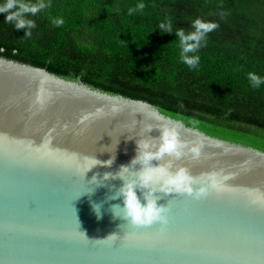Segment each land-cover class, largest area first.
<instances>
[{
    "label": "water",
    "instance_id": "water-1",
    "mask_svg": "<svg viewBox=\"0 0 264 264\" xmlns=\"http://www.w3.org/2000/svg\"><path fill=\"white\" fill-rule=\"evenodd\" d=\"M168 121L183 125L182 142L200 141L201 154L151 165L171 161L170 171L185 167L206 183L214 176L220 190L201 199L155 192L170 208L160 234L159 225H127L112 211L122 199L109 197L141 171L132 164L136 140H155ZM257 200L264 201V151L206 134L144 100L0 56V264H264Z\"/></svg>",
    "mask_w": 264,
    "mask_h": 264
},
{
    "label": "trees",
    "instance_id": "trees-1",
    "mask_svg": "<svg viewBox=\"0 0 264 264\" xmlns=\"http://www.w3.org/2000/svg\"><path fill=\"white\" fill-rule=\"evenodd\" d=\"M37 3L38 0H25ZM31 35L0 15V56L124 97L221 139L264 151V0H44ZM223 14V15H222ZM64 23L56 26L54 21ZM215 22L200 64L180 61L174 32ZM171 23L173 34L160 28Z\"/></svg>",
    "mask_w": 264,
    "mask_h": 264
},
{
    "label": "clouds",
    "instance_id": "clouds-1",
    "mask_svg": "<svg viewBox=\"0 0 264 264\" xmlns=\"http://www.w3.org/2000/svg\"><path fill=\"white\" fill-rule=\"evenodd\" d=\"M49 5L44 0H38L37 3H28L25 0H0V15L4 16L6 23H13L15 30H24V35H31V29L35 27L34 21L28 19L29 15L35 16L39 11L48 7ZM145 4L139 2L134 8L128 10V14L132 15L136 11H143ZM223 15V14H222ZM56 26L64 23L63 19H56L54 21ZM219 27L218 23L205 22L199 18L192 22L191 31L184 29H176L174 35L178 40L180 48V61L188 66L190 69H197L200 64L199 49L206 43L208 33L216 30ZM160 28L165 34H173L171 23H162ZM248 80L253 88H259L264 85V77L257 75L254 72L248 73ZM183 125L178 122L168 121L161 123L158 131L159 136L155 140L150 137H143L136 140V156L132 160V164L139 163L141 171L136 175L135 180H127L123 186L109 199L121 198L123 206L116 205L114 209H120L122 215L116 217L126 221L127 225L132 228H150L153 225L160 226V234H163L168 225L169 206L160 205L157 203L158 197L154 193L159 191L164 194L185 195L193 199H201L208 195V191H219L220 187L216 182L214 176L207 177L206 183L204 180L194 177L187 168L176 167L174 171H170L172 163L169 161L165 165L155 166L151 165L153 160H162L165 157H171L176 160L190 155L193 159L199 158L201 154V142L188 145L181 141L179 129ZM153 128L148 126L145 132H151ZM111 164V160L106 162ZM128 170L123 167L120 170ZM119 173V175H120ZM121 177V176H120ZM109 174H105L104 179L107 180ZM228 177H225L227 179ZM200 187H194L195 185ZM142 192L143 203L137 196V191ZM264 204V201H254ZM94 211L97 218H100V206L94 205ZM116 237L115 235L109 236Z\"/></svg>",
    "mask_w": 264,
    "mask_h": 264
}]
</instances>
